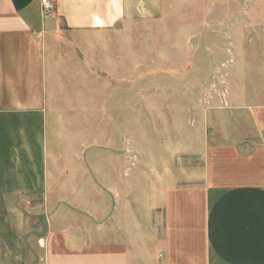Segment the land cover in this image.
Segmentation results:
<instances>
[{
  "label": "crops",
  "instance_id": "crops-1",
  "mask_svg": "<svg viewBox=\"0 0 264 264\" xmlns=\"http://www.w3.org/2000/svg\"><path fill=\"white\" fill-rule=\"evenodd\" d=\"M141 1L56 0L45 15L41 0H0V264H264V5L262 51L234 55L223 103L195 121L189 167L177 149L134 161L123 100L109 141L63 131L98 109L87 38ZM36 194L48 229L32 257L11 200Z\"/></svg>",
  "mask_w": 264,
  "mask_h": 264
},
{
  "label": "rangeland",
  "instance_id": "rangeland-1",
  "mask_svg": "<svg viewBox=\"0 0 264 264\" xmlns=\"http://www.w3.org/2000/svg\"><path fill=\"white\" fill-rule=\"evenodd\" d=\"M262 5L264 0H142L118 30L87 38L96 60L95 73L86 76L95 82L89 89L95 94L88 97L96 99L98 109L92 119L63 121V131L89 130L85 138L94 133L109 141L115 120L110 111L122 109L123 100L130 109L131 140L138 146L134 161L142 150L153 162L159 155L168 160L177 149L183 167H189V141L205 133L196 127L202 114L223 103L234 55L262 51ZM69 39L83 42L78 35ZM11 201L28 255L34 257L35 240L48 229L43 196Z\"/></svg>",
  "mask_w": 264,
  "mask_h": 264
},
{
  "label": "built area",
  "instance_id": "built-area-1",
  "mask_svg": "<svg viewBox=\"0 0 264 264\" xmlns=\"http://www.w3.org/2000/svg\"><path fill=\"white\" fill-rule=\"evenodd\" d=\"M43 13L46 15L47 13L53 11L56 7V0H41Z\"/></svg>",
  "mask_w": 264,
  "mask_h": 264
}]
</instances>
